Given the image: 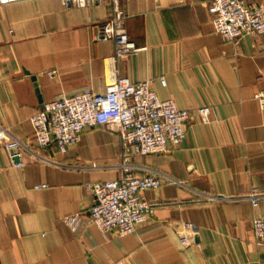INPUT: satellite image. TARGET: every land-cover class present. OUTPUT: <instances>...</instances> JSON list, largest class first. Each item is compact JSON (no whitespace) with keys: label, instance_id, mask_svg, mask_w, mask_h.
Here are the masks:
<instances>
[{"label":"crops","instance_id":"crops-1","mask_svg":"<svg viewBox=\"0 0 264 264\" xmlns=\"http://www.w3.org/2000/svg\"><path fill=\"white\" fill-rule=\"evenodd\" d=\"M209 2L120 0L140 50L114 66L107 62L114 43L93 41L91 30L109 18L110 4L0 5V264H264L251 228L254 217L264 219V197L255 208L247 198L252 188L264 194V110L254 98L264 90V35L224 41ZM113 71L133 83L152 80L162 100L192 110L179 146L130 158L137 175L155 172L162 185L144 193L153 214L126 236L89 221L85 187L121 177L118 132L86 128L59 154L54 145L36 146L30 123L43 103L103 93ZM200 106L212 107L207 120L193 111ZM8 139L26 146L23 167L11 164ZM214 196L224 199L209 201ZM76 213L84 222L73 231L64 218ZM182 221L197 227L187 248L176 230Z\"/></svg>","mask_w":264,"mask_h":264},{"label":"built area","instance_id":"built-area-1","mask_svg":"<svg viewBox=\"0 0 264 264\" xmlns=\"http://www.w3.org/2000/svg\"><path fill=\"white\" fill-rule=\"evenodd\" d=\"M14 1L18 0H0V5ZM60 2L66 8L112 6L109 18L91 26L93 41L114 43V53L107 59L110 65L114 66L140 50L126 33L127 14L121 8L120 0ZM209 13L215 32L224 41L236 42L247 35H264V5L260 3L210 0ZM161 82L165 83L163 79ZM152 85V80L133 83L113 71L103 93L84 90L74 96L43 103L30 118L36 146L46 149L54 145L59 154H65L69 148L77 145L86 128L103 126L118 132L123 148L118 164L121 177L117 180L95 181L85 186L93 199L88 211L89 221L103 233L115 231L120 236L133 234L153 214V206L146 201L144 193L158 189L162 185L161 176L155 172L137 175L130 158L166 152L168 146L177 147L185 138V128L192 110L178 109L173 100H162ZM254 98L264 110V90L259 91ZM193 111L207 120L212 107L200 106ZM3 148L13 166H24L22 151L27 148L22 142L8 139L3 142ZM44 188L47 185L35 187L37 190ZM262 197L264 194L257 188H252L247 195L254 208ZM221 199L224 197L214 196L209 201ZM83 222V213L64 218L66 226L73 231ZM251 228L254 240L264 246V219L254 217ZM176 230L182 248H187L191 244V237L197 233V227L187 221L180 222Z\"/></svg>","mask_w":264,"mask_h":264}]
</instances>
